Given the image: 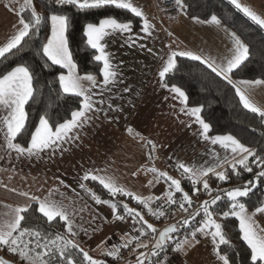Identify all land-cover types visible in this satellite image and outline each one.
<instances>
[{
	"label": "crops",
	"instance_id": "0c3cea01",
	"mask_svg": "<svg viewBox=\"0 0 264 264\" xmlns=\"http://www.w3.org/2000/svg\"><path fill=\"white\" fill-rule=\"evenodd\" d=\"M67 1L124 6L141 18V26L135 29L112 18L87 24L86 39L102 70L100 75L82 74L67 46L65 17L50 16L44 52L65 69L60 75L63 91L79 95L82 104L55 128L41 119L26 146L14 142V136L24 123V104L32 92L29 73L17 66L0 78V240L14 235L21 212L36 203L46 217L65 221L83 252L96 256L93 263L133 264L138 257L141 264L149 230L116 213L86 180L131 195L146 207L168 195V180L177 186L180 175L204 181L248 155L249 149L230 135H209L199 109L187 105L181 89L163 82L177 56L207 63L232 81L246 108L263 115L264 80L232 77L247 55L245 43L215 16H188L179 0L174 11L161 8V0ZM26 4L0 0V55L27 33L20 15ZM235 215L252 257L263 258L264 203L254 210L237 209ZM199 227L179 235L174 252L160 264H229L210 230ZM80 231L84 233L78 236ZM141 235L134 257L112 259L120 245Z\"/></svg>",
	"mask_w": 264,
	"mask_h": 264
},
{
	"label": "trees",
	"instance_id": "16d2710c",
	"mask_svg": "<svg viewBox=\"0 0 264 264\" xmlns=\"http://www.w3.org/2000/svg\"><path fill=\"white\" fill-rule=\"evenodd\" d=\"M179 1L188 16L199 19L215 16L245 43L247 55L232 70V77L264 80V28L259 23L229 0ZM20 15L28 24V31L17 45L0 55V78L17 66H23L29 73L32 92L24 104V123L14 136V142L26 146L41 119L55 128L70 119L82 104L79 95L63 91L60 75L65 69L52 62L44 52L50 34V16L65 17L67 46L78 72L95 75L101 74L102 63L86 39L85 26L112 18L118 22H130L138 29L141 18L128 8L112 3L79 5L67 0H30L20 10ZM163 82L181 89L187 105L199 109L209 135H230L249 149L243 159L204 179L208 191L198 204L195 195L198 181L180 175L175 187L167 179L171 183L166 196L168 199L184 197L188 200L187 207L197 205L174 223L176 232L189 231L207 217H212L219 226V233L214 235L218 250L229 264H264V257H252L234 213L240 207L254 210L264 203V115L246 108L232 81L200 59L177 56L172 67L164 73ZM86 181L94 194L109 203L116 213L130 217L152 234L157 231V227L147 219L148 210L142 201L131 195L110 192L94 179ZM237 188L249 190L244 195L231 197L230 191ZM149 224L154 225L153 228ZM15 237L18 241L16 247L0 243L2 253L27 246L34 255L39 254L46 244H51L67 250V254L57 261L49 259L50 262L74 264L87 261L65 221L59 216L46 217L36 203L21 212ZM164 248L165 245L162 247L157 240L154 251L161 252Z\"/></svg>",
	"mask_w": 264,
	"mask_h": 264
},
{
	"label": "built area",
	"instance_id": "2783aa9c",
	"mask_svg": "<svg viewBox=\"0 0 264 264\" xmlns=\"http://www.w3.org/2000/svg\"><path fill=\"white\" fill-rule=\"evenodd\" d=\"M161 8L166 10H176L179 8L180 3L178 0H161ZM208 191V187L204 184V181H198V188L195 192L197 203L198 204L204 195ZM188 200L184 197H179L175 199H168L167 197H159L154 200L149 206H146L148 210L146 213L147 219L157 227L155 233L146 232L147 234V243L142 247L143 256L141 264H160L162 258L170 256L175 249V246L180 241V237H175L171 235L170 238L166 239L165 237V248L161 252H155L154 246L156 244L159 231L170 224H174L179 218L185 215L188 212H191L197 205L193 207H187ZM125 220L133 224L135 227H140L138 223L128 217L123 216ZM193 228L189 229L192 230ZM144 235L136 237L135 239L127 242L125 245L119 246L118 254L112 256L114 261H124L130 259L136 255V250L134 249L136 243L140 242ZM74 264H97L88 261H78Z\"/></svg>",
	"mask_w": 264,
	"mask_h": 264
},
{
	"label": "rangeland",
	"instance_id": "374dc122",
	"mask_svg": "<svg viewBox=\"0 0 264 264\" xmlns=\"http://www.w3.org/2000/svg\"><path fill=\"white\" fill-rule=\"evenodd\" d=\"M229 1H231V3L237 8H239L245 15L252 18L255 22L259 23L264 28V0H229ZM176 184H177L176 182H173V185L175 187L177 186ZM248 190H249L248 188L233 189L232 191H230V196L236 198L237 196L246 194ZM239 209L242 211V209H246V208L240 207ZM242 213L243 212H241L240 214ZM241 222L245 223V219L243 217H241ZM18 223L16 225V228L18 226ZM199 228H207V230H210L208 231V233L212 236L219 233V226L217 224V221L214 220L212 217H207L206 220L201 221ZM15 230L13 231L14 235H11L10 239H8L7 241L0 240V243L8 244V245L11 244L12 248L16 247L18 245V241L15 237ZM82 233H84V231L83 232L80 231L78 236H80ZM182 233L184 232H176L173 234H169L166 236V239L170 238L171 235H174L175 237H179V235H181ZM77 234H78L77 231H74V235L77 236ZM29 250L30 249L27 246L26 247L24 246L22 248H16L15 250H12V252L5 251L4 253H2V251L0 250V256L2 255L1 257L19 264H56L54 261L50 262L49 259L51 260L55 258L57 261V258L59 257L64 258L65 255L67 254V250L63 249L60 246L51 245V244H46L45 246H43L39 254L32 255L29 252ZM84 256L88 262L89 261L94 262L96 260L95 259L96 256L94 254H91L90 252L85 250H84ZM139 260L140 258L137 257L135 260H133L132 263L139 264ZM0 264H4L2 260H0Z\"/></svg>",
	"mask_w": 264,
	"mask_h": 264
},
{
	"label": "water",
	"instance_id": "95a60500",
	"mask_svg": "<svg viewBox=\"0 0 264 264\" xmlns=\"http://www.w3.org/2000/svg\"><path fill=\"white\" fill-rule=\"evenodd\" d=\"M30 0H27V3H29ZM177 231V227L175 224H170L167 225L165 227H163L158 234V240L160 242V245L163 247L164 246V242H165V237L169 234H173L176 233ZM1 260L5 263V264H16L10 260L4 259L3 257H1Z\"/></svg>",
	"mask_w": 264,
	"mask_h": 264
}]
</instances>
